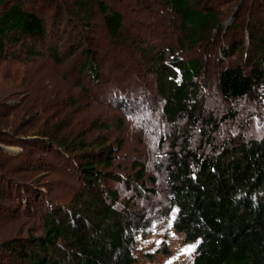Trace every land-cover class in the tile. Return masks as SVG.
<instances>
[{"label":"trees","instance_id":"trees-1","mask_svg":"<svg viewBox=\"0 0 264 264\" xmlns=\"http://www.w3.org/2000/svg\"><path fill=\"white\" fill-rule=\"evenodd\" d=\"M156 1L176 19V41L181 50L165 49L140 39L143 42L139 47L140 57L156 76L167 119L176 124L189 117L191 127L185 135L175 131L173 150L166 157L170 202L178 210L174 227L184 232L186 242L196 244L192 264H264V139H232L215 145L211 152L204 147L192 149L189 144L192 127H196L194 124L203 105L199 79L204 62L188 54L207 43L210 45V40L219 42L214 36L225 31L224 21L230 15L227 13L230 5L225 10L220 6L237 0ZM74 4L77 14L84 13L86 23L93 21L97 10L108 37L115 43L123 42L126 18L116 4L110 0H75ZM238 6L234 22L227 27L221 51L227 56L245 51L249 63L248 67L228 64L219 71L220 92L227 100L253 95L264 83V36L257 33L258 27L264 31V17L260 16L264 12V0H242ZM248 7L257 15L249 12V22L244 23V8ZM154 11H143V14L149 19ZM72 22L58 0H42L40 4L35 0H0V62L30 61L47 54L61 63L63 52L59 51V42L66 36L71 40L74 33L82 31ZM145 29L147 38H152L150 26ZM248 33L250 43L246 44ZM81 37L90 40L85 34ZM86 40H79L80 44L74 46L71 43L62 46L70 54L82 49L78 72L86 71L92 79H99L102 74L96 60L98 49ZM41 79L40 71L32 77L39 86H42ZM25 100L26 107L36 105L32 96ZM15 105L3 110L5 113L0 108V119H6ZM31 108L17 118L20 124L15 125L13 132V138L17 139L9 142L0 139L24 149L23 153L12 157L0 147V215L14 220L18 216L24 219L38 216L42 208L46 212L41 213L39 231L14 236L0 233V264H135L136 233L141 230L143 218L136 220L126 209L116 208L118 196L107 189L104 179L121 180L128 188L139 192L146 176L144 163H135L138 169L132 179L109 171L115 165L112 160L117 148L108 138L98 135L88 141L83 129L62 137L61 131L66 125H72V121L61 126V122H55L56 117L59 118L56 114L52 117L46 114L42 121L39 113L32 112ZM41 111L45 114L43 107ZM230 114L223 117L224 121ZM203 121L206 127L217 124L214 117ZM87 127L89 131L94 130L97 121ZM202 127L200 134L210 140V130ZM24 134L34 136L28 138ZM39 144L75 166L78 179L84 181L82 200H91L84 209L66 206L52 196L50 187L40 184L39 179L48 174L47 170L36 169L33 177L22 172L25 162L33 156L34 146ZM90 144L95 148L85 151ZM70 146L75 148L74 153L83 147L81 153L75 155L69 151ZM35 165L49 166L44 161H35ZM100 165L104 167L99 168ZM4 200L11 201L12 205L4 206Z\"/></svg>","mask_w":264,"mask_h":264},{"label":"rangeland","instance_id":"rangeland-1","mask_svg":"<svg viewBox=\"0 0 264 264\" xmlns=\"http://www.w3.org/2000/svg\"><path fill=\"white\" fill-rule=\"evenodd\" d=\"M35 1L40 4L42 0ZM58 1L64 11L71 16L72 23L79 25L82 31L74 33L71 40L66 36L62 42H59V51L63 52L61 63L55 62L47 54L30 61L0 62V108L3 111L16 104L6 119H0V139L8 142L10 139H17L13 138L14 127L20 124L17 119L21 118L20 114L31 108V105L26 107L28 102L25 100L31 96L36 100V105L32 104L31 111L39 113L38 117L42 121L46 118V114H50L51 117L53 114L58 115L59 118L56 117L55 122H61V126L64 122L72 121V125H66L60 136H70L83 129L87 132L88 141L98 135H103L104 139L108 138L110 144L117 148L112 160L115 165L109 171L126 179H132L138 169L135 163L143 162L145 166L146 176L139 192L128 188L121 180L104 179L107 189L118 196L116 208L126 209L125 211L136 220L140 217L145 220L143 223L142 219L141 230L136 233L134 255L137 262L135 264H192L195 260L196 244L186 242L184 232H179L174 227L178 210L170 202L171 195L166 178V157L173 150L175 131L179 130V134L185 135V132L191 128L190 118L186 117L176 124H172L167 119L163 112L164 97L158 92L156 76L146 67L139 52V47L143 45L140 39L159 44L165 49L171 47L179 49L176 41L178 35V29H175L176 19L156 0L116 2L110 0L126 18V37L120 44L108 37L97 10L93 21L86 23L88 20L84 13L80 11L77 14L75 0ZM236 4H242V0L225 2L220 6L225 10L230 5V12L226 11L230 15L228 14L224 21L225 31L214 36V40L216 38L219 42L213 43V40H210V45L207 43V46H200L196 52L188 54L190 57L198 56L204 62V69L199 79L203 105L201 115L194 124L196 127H192L194 131L189 140L191 148L195 150L204 147L207 152H211L215 149V145L228 143L232 139L257 141L264 139V83L257 87L255 94L233 100L225 99L219 88V71L228 64L248 67L249 63L245 51L229 56L221 51L224 50L222 43L225 41L227 27L234 22V14L239 8ZM151 10L156 11L148 19L143 11ZM244 11V23L249 22V12L257 15L250 7L244 8ZM260 16L264 17V12H261ZM147 24L152 30L153 34L149 33V36L153 35L152 38H147L145 29L148 27ZM257 33L264 36L263 28L258 27ZM83 34L90 40L81 37ZM79 40H86L94 49H98L96 60L100 65L101 78L92 79L86 71L83 74L78 72L82 49L76 54H70L62 46L69 45L68 43L73 46L80 44ZM249 43L248 33L246 44ZM183 56L186 57V54ZM37 71L43 74L40 82L42 86L32 81ZM180 78L181 76L178 77ZM31 91L33 92L29 96L28 93ZM39 93L41 96L38 95ZM42 107L45 114H42ZM229 114L231 115L229 119L224 121L223 117ZM212 117L217 120V124L213 123L206 127L203 120ZM118 120H121V123H117ZM92 121H97V127L89 131L87 126ZM202 126L210 130V140L200 134L199 130L203 128ZM24 136L27 137L28 134ZM182 140L183 137L181 142ZM90 145L86 146L85 151L95 148ZM0 147L12 157L24 152L22 146L10 145L6 142L0 141ZM82 147L79 148V152L74 153L75 148L70 146L69 151L77 155L81 153ZM34 149L31 159L21 168L22 172L33 177L36 169L47 170L48 174L39 179L40 184L50 187L52 196L66 206L75 205L78 209H84L91 200L87 198L82 200L80 193L84 181L78 179L75 166L70 161L59 158L53 151H48L41 144L34 146ZM35 161L47 162L49 166H36ZM101 167L104 166L100 165L99 168ZM104 197L112 202L106 193ZM3 203L4 206H8L12 202L4 200ZM45 212L42 208L41 213ZM41 213L25 219L18 216L14 220H8L6 215H0V233L14 236L38 230L42 223ZM11 223L12 227H10Z\"/></svg>","mask_w":264,"mask_h":264}]
</instances>
